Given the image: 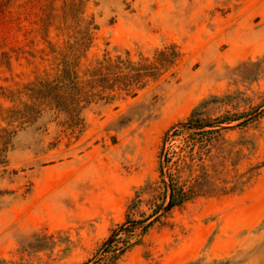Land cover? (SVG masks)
Wrapping results in <instances>:
<instances>
[{
    "label": "rangeland",
    "instance_id": "374dc122",
    "mask_svg": "<svg viewBox=\"0 0 264 264\" xmlns=\"http://www.w3.org/2000/svg\"><path fill=\"white\" fill-rule=\"evenodd\" d=\"M66 1L0 0V264H104L127 203L157 178L164 133L204 101L211 119L252 118L223 126L211 151L232 152L224 180H251L173 210L113 264H264V0H81L76 18ZM86 25L80 76L104 55L148 65L175 46L178 57L135 97L88 106L81 131L44 106L9 122Z\"/></svg>",
    "mask_w": 264,
    "mask_h": 264
},
{
    "label": "trees",
    "instance_id": "16d2710c",
    "mask_svg": "<svg viewBox=\"0 0 264 264\" xmlns=\"http://www.w3.org/2000/svg\"><path fill=\"white\" fill-rule=\"evenodd\" d=\"M76 2L80 3L81 0L65 2V6L68 5L66 11L75 18L77 14L71 9ZM88 28L87 25L80 28L77 32V36H80L78 41L60 53L55 75L38 78L28 86L32 105L22 104L7 110L6 119L9 122H17L19 127L29 124L33 115L39 112L37 107L44 106L63 115L73 130L81 131L84 125L81 115L88 106L101 101H113L121 93L135 97L136 90L142 89L148 79L155 80L178 57L175 46L155 52L153 61L148 65L104 55L93 68L87 69L80 76L78 58L91 41ZM207 103L204 101L194 108L187 119L172 132L168 130L164 133L157 154V178L141 186L127 203L124 221L118 226V232L112 231L114 234L104 242L107 246L105 252L110 255L104 259V264L117 262L173 210L200 197L239 193L251 180V174L244 181L241 180L242 176L232 181L224 180V161L231 159L230 165H236L232 152L211 151L219 134L226 129L223 126L238 122L236 126L246 127L252 118L247 112H227L211 119L201 110ZM5 138L6 131L0 130L1 145L6 144ZM167 140L170 145L165 148ZM4 152L5 148H0V166L5 165Z\"/></svg>",
    "mask_w": 264,
    "mask_h": 264
}]
</instances>
